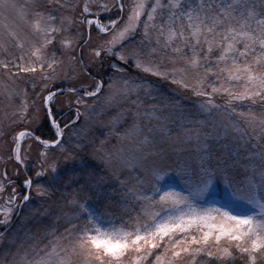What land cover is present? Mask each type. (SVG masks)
<instances>
[{"label":"snow or ice","instance_id":"6c2138e0","mask_svg":"<svg viewBox=\"0 0 264 264\" xmlns=\"http://www.w3.org/2000/svg\"><path fill=\"white\" fill-rule=\"evenodd\" d=\"M0 104V264H264V0H0Z\"/></svg>","mask_w":264,"mask_h":264},{"label":"rangeland","instance_id":"374dc122","mask_svg":"<svg viewBox=\"0 0 264 264\" xmlns=\"http://www.w3.org/2000/svg\"><path fill=\"white\" fill-rule=\"evenodd\" d=\"M128 2L130 3L131 0H128ZM21 27H24L26 29V26H24V25H21ZM160 88H162L166 93H168L170 95L173 94V93H171V90L169 89V87H168L167 84H166V86L160 87ZM184 102L187 103V101H184ZM109 113L111 115H115V112H113L112 110H109ZM3 118H4V106L2 104H0V119H3ZM101 118L104 121H107L110 118V116H109V114H104V115H102ZM60 119H63V117H60ZM101 131H102V129H101L100 125L97 124V126L92 129V133H93L92 136H90L88 139L89 140L95 139L96 140V143L98 144L99 143V140L103 138L102 135H101ZM42 132H43V129H42ZM85 143L87 144L88 141H85ZM113 143H115V140H113ZM109 146H111V145H109ZM70 147H71V145H70ZM39 151H40V149L37 148L35 145L32 146L31 156H32V159L33 160H35V157L39 153ZM89 151H91V147H89ZM77 167H78L77 165H75V164H73L71 162H69V163H63V162H61V176L62 177H66L67 175L72 174V172L74 170H76ZM2 170H3L2 169V166H0V171H2ZM13 173H14V170L10 168L9 169V175H13ZM28 175H30V176L32 175L31 171H29ZM33 178H35V177L33 176ZM33 195H34V193H33ZM91 207H92V205H89V208L90 209H91ZM0 218H2V217H0ZM9 247L10 246L7 244V242H5L3 244H0V256H3V253ZM12 250L14 251L15 249L13 248Z\"/></svg>","mask_w":264,"mask_h":264},{"label":"trees","instance_id":"16d2710c","mask_svg":"<svg viewBox=\"0 0 264 264\" xmlns=\"http://www.w3.org/2000/svg\"><path fill=\"white\" fill-rule=\"evenodd\" d=\"M164 86H166V84H160V85H159V87H164ZM42 134L47 135V134H48V133H47V129H43ZM0 230H2V229H0ZM236 264H240V262L237 261Z\"/></svg>","mask_w":264,"mask_h":264}]
</instances>
